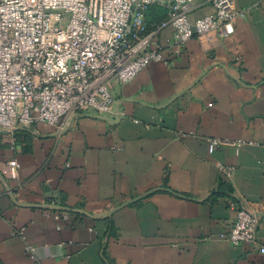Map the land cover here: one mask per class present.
<instances>
[{
	"label": "crops",
	"instance_id": "0c3cea01",
	"mask_svg": "<svg viewBox=\"0 0 264 264\" xmlns=\"http://www.w3.org/2000/svg\"><path fill=\"white\" fill-rule=\"evenodd\" d=\"M233 1L248 13L230 37H194L176 55L166 28L164 61L112 85L106 112L0 130V264H264L219 237L229 203L264 208V0ZM190 3L191 21L214 13ZM165 15L152 6L148 21ZM207 138L247 144L210 154ZM257 235L264 244V211Z\"/></svg>",
	"mask_w": 264,
	"mask_h": 264
},
{
	"label": "built area",
	"instance_id": "2783aa9c",
	"mask_svg": "<svg viewBox=\"0 0 264 264\" xmlns=\"http://www.w3.org/2000/svg\"><path fill=\"white\" fill-rule=\"evenodd\" d=\"M214 13L191 21L190 0H0V130L42 123L63 129L65 119L113 104L111 87L133 80L152 62L164 61L159 34L171 28L169 44L179 55L187 41L234 33L248 11L233 0H204ZM152 6L165 18L148 21ZM208 152L230 147L237 155L247 143L207 138ZM18 165L10 163L15 177ZM233 176L236 169L219 165ZM235 219L220 239L264 255L257 235L259 203H229ZM55 218L66 215L53 213ZM32 255L33 247L26 246Z\"/></svg>",
	"mask_w": 264,
	"mask_h": 264
},
{
	"label": "water",
	"instance_id": "95a60500",
	"mask_svg": "<svg viewBox=\"0 0 264 264\" xmlns=\"http://www.w3.org/2000/svg\"><path fill=\"white\" fill-rule=\"evenodd\" d=\"M44 209H49V210H64L61 207H54V206H50V205H45L43 206Z\"/></svg>",
	"mask_w": 264,
	"mask_h": 264
}]
</instances>
